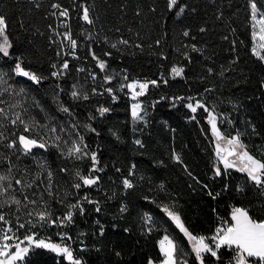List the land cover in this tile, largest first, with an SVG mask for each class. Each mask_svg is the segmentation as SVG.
<instances>
[{
    "label": "trees",
    "instance_id": "obj_1",
    "mask_svg": "<svg viewBox=\"0 0 264 264\" xmlns=\"http://www.w3.org/2000/svg\"><path fill=\"white\" fill-rule=\"evenodd\" d=\"M169 2L0 0L11 44L8 56L0 53V176L8 178L0 185L11 184L0 194L7 221H0V240L7 233L20 245L28 246L27 235L62 243L81 264H160V241L168 236L180 260L200 264L165 208L205 237L222 221L231 223L234 207L264 220V185L224 168L211 131L215 117L222 136L239 134L245 150L264 162V63L253 53L251 0H178L172 8ZM256 3L264 11V0ZM85 8L92 23L83 19ZM17 63L44 82L17 74ZM173 68L182 75L174 77ZM137 81L148 82L138 97L141 118H133L125 98L127 85ZM93 89L111 91L100 96ZM197 102L203 107L192 112L188 104ZM101 108L108 111L101 115ZM17 113L23 123L13 124ZM20 135L37 146L25 151ZM74 142L88 154L69 155ZM87 175L99 179L83 185L80 177ZM75 204L83 213L73 208L72 221L59 223ZM45 207L57 224L29 215ZM202 255L204 264H225L231 252L221 248L220 259ZM17 264L71 262L31 247Z\"/></svg>",
    "mask_w": 264,
    "mask_h": 264
},
{
    "label": "snow or ice",
    "instance_id": "obj_2",
    "mask_svg": "<svg viewBox=\"0 0 264 264\" xmlns=\"http://www.w3.org/2000/svg\"><path fill=\"white\" fill-rule=\"evenodd\" d=\"M177 5L178 0H170V8L176 7ZM54 7H59V5H54ZM250 7L251 19L252 21H254L252 25V36L254 40L257 41V46L260 49H264V11L258 9L256 0H251ZM183 11L184 8L182 6L178 7V12L182 13ZM61 15L67 16V11L65 10L61 12ZM83 19L88 23H92V21L89 19L88 10L86 8L83 12ZM6 29V20L3 15H0V38H2V42H0V53H3L4 56L9 55V48L11 47L6 34ZM184 35H188V33L185 32ZM65 36L70 41L71 46L75 48L76 41L72 40L71 36L68 33H65ZM121 42L125 44L127 43V41ZM112 46L115 47L116 45L113 44ZM253 52L257 55H260L259 52H257L256 47L253 48ZM260 59L264 60V55H260ZM99 67L103 69L105 67V63L101 61L99 63ZM63 68H68L67 62L63 64ZM182 71L183 69L180 68L172 69V72L175 75H180ZM15 72L19 75L28 77L32 81H35L37 83H39L41 79L35 73L26 71L20 63H17L15 65ZM53 74L56 75L57 73ZM125 79H127V77H125ZM151 83L155 84L156 81H151ZM127 87L132 89L133 99H135L137 96L144 94L145 90L148 88V82L140 83L137 81L128 84ZM137 88H139V91H136ZM108 91H111V89H108ZM72 95L75 97L78 94L76 92H73ZM84 98L87 99V96H85ZM188 107L192 110V112H195L198 107H203V105L197 102L195 107L191 103L188 104ZM139 108V104H133L132 115L134 118H141L139 116ZM64 111H67V109H64ZM107 111V108L100 109L101 115H103ZM3 112L4 110L0 108V114H3ZM17 121H21V123H23L19 113L16 114L15 119H13L11 122L15 124ZM211 124L217 139L226 140V143L229 145L227 149L221 148L219 143L216 145V155L223 162L224 168L229 169L238 167L239 171L247 173L248 177L258 186L264 185V162H262L260 159H256L254 156L250 155L247 150H245L246 146L241 142L239 134H237V136L234 138L227 139L222 136L221 133L217 130L215 117L212 118ZM25 130H29L27 126H25ZM52 131H55V129H52ZM56 139L59 140L60 137L57 136ZM19 142L23 145L25 151L30 150L33 146H37V141L35 139H29L24 135L19 136ZM136 143L140 144L141 142L137 140ZM14 146L15 142L10 145V147ZM38 146L43 148L45 145L43 143H40ZM84 147L86 148V145ZM68 154L77 155V158H81L82 155H87L88 153L83 150L80 144L74 142L68 149ZM230 156H235L237 160H229L228 157ZM91 159L93 161H96L95 154L91 155ZM176 159L179 160V157L177 156ZM77 175L79 176L80 174L77 173ZM216 175H221L220 168H216ZM5 179L8 178L0 176V181H3ZM80 179L83 185L91 186L95 184L99 178H92L90 175H87L81 176ZM16 183L20 184L21 181L17 180ZM123 183L126 188H131L133 186L131 181L128 179H125ZM74 187L79 189L81 187V184L77 183L74 185ZM9 188H11V184H9L8 187H3L2 185H0V194L7 192ZM85 199H87V197H85ZM13 202L16 204L20 203L19 200L14 199ZM89 202L91 203V201ZM30 203L36 204V201H31ZM73 208H79L81 213H83V208L81 205H70V210L63 218H59V223L63 224L65 222L72 221L73 213L71 209ZM96 210L99 211V208L97 207ZM164 210L168 213L172 220L176 222V225L179 227L180 231L183 232L188 240L192 242V251L195 253L196 258L200 261V264H204L202 255L203 253H210L211 256L220 259L217 253L221 248H227L230 251H235V264H252L249 258H255L258 264H264V220L258 221L256 219H253L245 208L234 207L232 209L230 217L231 223L226 220L222 221L221 226L215 230V234L211 237L194 235L188 230L187 227H185L178 213L170 211L168 208H165ZM29 215H35L36 217H38L39 221L45 223L57 224L58 222L57 219H51V213L47 210V207L42 210H37L34 213L30 212ZM0 221H4L5 223H7L3 214H0ZM19 227L23 228L24 224H20ZM8 231L10 232L12 231V229L9 228ZM13 238L19 239L18 237L9 236L7 235V233H4L3 239L5 241L11 240ZM66 238L68 240L71 239V237ZM24 239L29 242V246L34 244L39 248L50 249L53 252H57L66 256L71 264H81V261L79 259L74 258L73 250L68 245H64L62 243L47 242L45 239L37 240L34 235H27L24 237ZM208 240H210L211 243L206 242ZM12 247L13 246L9 245L6 242L0 244V264H17V262L22 261L25 255L29 252V247H21L19 243L14 245L16 249L15 251L11 250ZM160 250L164 256L161 264H187L186 260H180L178 258V245L168 236H164V238L160 241Z\"/></svg>",
    "mask_w": 264,
    "mask_h": 264
},
{
    "label": "rangeland",
    "instance_id": "obj_3",
    "mask_svg": "<svg viewBox=\"0 0 264 264\" xmlns=\"http://www.w3.org/2000/svg\"><path fill=\"white\" fill-rule=\"evenodd\" d=\"M252 23H254V21H252ZM0 42H2V38H0ZM253 48L254 47H256V49H257V52H259V54L260 55H264V49H260L258 46H257V41L256 40H254V38H253ZM254 53V52H253ZM254 55L257 57V59H259V60H261L260 59V55H257L256 53H254ZM263 63H264V60H261ZM173 75H174V77H179V76H181L182 75V73L180 74V75H175L174 73H173ZM130 89V88H129ZM131 90V96H132V99H133V92H132V89H130ZM133 104H139L140 105V108H139V114H140V112H141V109H142V103L139 101V98H138V96L135 98V99H133L132 100V106H133ZM134 118V117H133ZM220 144V146H221V148H224V149H227L228 147H229V145L226 143V140H216V145L217 144ZM222 155H223V153H222ZM219 158V157H218ZM228 159L229 160H232V161H236L237 160V158L235 157V156H230V157H228ZM219 160H220V158H219ZM220 162L222 163V165H223V162L220 160ZM237 163H238V161H237ZM224 166V165H223ZM229 169H231V170H238V167L237 168H229ZM48 242V241H47ZM21 247H29V251H30V249H31V247H36L34 244L33 245H31V246H29V244H28V246L27 245H20ZM36 248H39V247H36ZM42 249H45V248H42ZM46 250H48V251H51L50 249H46ZM51 252H53V251H51ZM29 253V252H28ZM28 253L25 255V257L28 255ZM53 253H55V254H57V255H60V256H64V255H62V254H60V253H57V252H53ZM163 254V253H162ZM24 257V258H25ZM65 258H66V260L68 261V259H67V257L66 256H64ZM70 262V261H69ZM161 264V263H160Z\"/></svg>",
    "mask_w": 264,
    "mask_h": 264
},
{
    "label": "built area",
    "instance_id": "obj_4",
    "mask_svg": "<svg viewBox=\"0 0 264 264\" xmlns=\"http://www.w3.org/2000/svg\"><path fill=\"white\" fill-rule=\"evenodd\" d=\"M70 44V43H69ZM71 45V44H70ZM66 51L65 52H68V53H70L72 56H74V57H77L76 56V54H75V51L74 50H69V48H67V49H65ZM22 66V65H21ZM26 71H29V70H26ZM31 72V71H30ZM55 73H57L56 75H54V76H59V72L58 71H56ZM38 77H40L38 74H36ZM41 78V77H40ZM59 78H60V76H59ZM95 79V78H94ZM41 80V82L43 83L44 82V80L41 78L40 79ZM93 91H94V93L95 94H99L100 96H102L105 92L107 93L108 91H107V89L105 90V92H104V90H102L101 92H97V91H95L94 89H93ZM136 91H139V88H137L136 89ZM146 93V90H145V92H144V94ZM143 94V95H144ZM139 96H142V95H139ZM138 96V97H139ZM125 98L129 101V102H132V96H131V94H129V95H126L125 96ZM8 243L9 245H11V246H13L12 247V251H15L16 249H15V247H14V245L15 244H17V243H19V239H11V240H8V241H5V240H0V244H2V243ZM228 250V249H227ZM228 251H230V250H228ZM231 252V255H230V257L228 258V260L225 262V264H230V262H231V264H235V260H234V257H235V255H236V253H235V251H230ZM219 253V252H218ZM218 253H217V255H218ZM249 260L252 262V264H258V262L255 260V258H249Z\"/></svg>",
    "mask_w": 264,
    "mask_h": 264
},
{
    "label": "water",
    "instance_id": "obj_5",
    "mask_svg": "<svg viewBox=\"0 0 264 264\" xmlns=\"http://www.w3.org/2000/svg\"><path fill=\"white\" fill-rule=\"evenodd\" d=\"M33 84H36V82H33ZM211 131H212V134L215 136V138L217 139V137H216V134H215V132L213 131V129H212V124H211ZM217 141H218V139H217Z\"/></svg>",
    "mask_w": 264,
    "mask_h": 264
},
{
    "label": "bare ground",
    "instance_id": "obj_6",
    "mask_svg": "<svg viewBox=\"0 0 264 264\" xmlns=\"http://www.w3.org/2000/svg\"><path fill=\"white\" fill-rule=\"evenodd\" d=\"M65 47V46H64ZM70 58V57H69ZM40 82H41V80H40ZM100 97V96H99ZM106 97V96H105ZM106 107V106H105ZM107 107H109V106H107Z\"/></svg>",
    "mask_w": 264,
    "mask_h": 264
}]
</instances>
